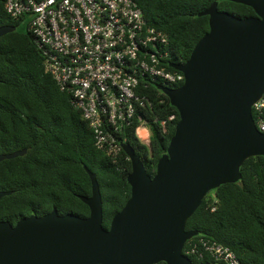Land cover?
Here are the masks:
<instances>
[{"label":"water","instance_id":"obj_1","mask_svg":"<svg viewBox=\"0 0 264 264\" xmlns=\"http://www.w3.org/2000/svg\"><path fill=\"white\" fill-rule=\"evenodd\" d=\"M250 6L255 15L240 17L218 9L208 15V31L189 58L170 66L184 74L176 87L158 84L179 119L167 149L149 174L134 148L121 141L131 170L130 196L103 226L96 174L83 164L91 194L78 197L89 214L31 213L15 224L0 221V264H193L184 243L199 234L187 219L202 199L221 184L240 180L243 162L264 156V132L252 106L264 93V0H228ZM15 25H1L0 36ZM26 149L0 153V161ZM11 191H0V198Z\"/></svg>","mask_w":264,"mask_h":264},{"label":"trees","instance_id":"obj_2","mask_svg":"<svg viewBox=\"0 0 264 264\" xmlns=\"http://www.w3.org/2000/svg\"><path fill=\"white\" fill-rule=\"evenodd\" d=\"M148 25L169 39L171 60L185 62L197 42L209 29L208 15H199L215 0H134ZM218 9L240 17L255 15L245 4L217 0ZM16 29L0 36V153L26 149L23 155L0 161V221L15 224L31 213L43 215L52 209L59 214H89L78 195L91 194L85 164L96 174L102 198L103 226L130 196L127 175L131 163L120 149L112 158L94 144L93 130L68 93L44 68V56L28 30L19 31V20L5 11L0 0V26ZM170 68V67H169ZM172 69V68H170ZM158 83L140 87L150 100L132 122L117 134L130 144L147 172L153 174L165 153L179 119L177 109ZM163 131L161 121L170 115ZM141 118H140V117ZM253 119H256L254 110ZM146 120L149 144L136 135V126ZM241 178L208 192L185 228L199 236L228 246L243 264H264V156L247 158L240 167ZM193 264H215L209 256L191 257Z\"/></svg>","mask_w":264,"mask_h":264},{"label":"built area","instance_id":"obj_3","mask_svg":"<svg viewBox=\"0 0 264 264\" xmlns=\"http://www.w3.org/2000/svg\"><path fill=\"white\" fill-rule=\"evenodd\" d=\"M3 2L11 18L27 23L44 56L45 70L81 111L93 130L95 146L112 158L122 149L117 134L150 106L139 88L148 83L176 88L184 82V74L169 65L173 61L168 36L147 24L134 0ZM253 110L256 126L264 132V93ZM174 118L173 114L161 121L163 131ZM135 132L149 144L145 119ZM182 253L198 261L209 256L215 264H243L228 246L201 236L188 239Z\"/></svg>","mask_w":264,"mask_h":264},{"label":"rangeland","instance_id":"obj_4","mask_svg":"<svg viewBox=\"0 0 264 264\" xmlns=\"http://www.w3.org/2000/svg\"><path fill=\"white\" fill-rule=\"evenodd\" d=\"M19 31L25 32L27 31V23L26 22H21L19 25Z\"/></svg>","mask_w":264,"mask_h":264},{"label":"bare ground","instance_id":"obj_5","mask_svg":"<svg viewBox=\"0 0 264 264\" xmlns=\"http://www.w3.org/2000/svg\"><path fill=\"white\" fill-rule=\"evenodd\" d=\"M140 134H141V135H145V134H146V131L141 130V131H140Z\"/></svg>","mask_w":264,"mask_h":264}]
</instances>
